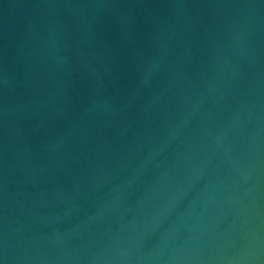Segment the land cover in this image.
I'll list each match as a JSON object with an SVG mask.
<instances>
[{"label":"water","instance_id":"water-1","mask_svg":"<svg viewBox=\"0 0 264 264\" xmlns=\"http://www.w3.org/2000/svg\"><path fill=\"white\" fill-rule=\"evenodd\" d=\"M0 264H264V0H0Z\"/></svg>","mask_w":264,"mask_h":264}]
</instances>
